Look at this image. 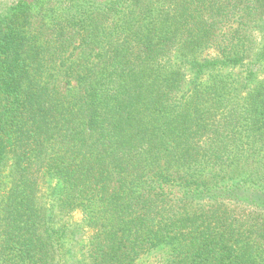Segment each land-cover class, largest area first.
<instances>
[{
    "label": "trees",
    "instance_id": "trees-1",
    "mask_svg": "<svg viewBox=\"0 0 264 264\" xmlns=\"http://www.w3.org/2000/svg\"><path fill=\"white\" fill-rule=\"evenodd\" d=\"M158 249L165 264H264V0L13 6L0 264Z\"/></svg>",
    "mask_w": 264,
    "mask_h": 264
},
{
    "label": "rangeland",
    "instance_id": "rangeland-1",
    "mask_svg": "<svg viewBox=\"0 0 264 264\" xmlns=\"http://www.w3.org/2000/svg\"><path fill=\"white\" fill-rule=\"evenodd\" d=\"M26 1H32V0H0V15L5 14L6 11H8L13 6L24 3ZM81 218H82L81 214L75 215L76 221H80ZM167 258H168L167 249L153 250L149 254L144 256V259H142L140 264H165Z\"/></svg>",
    "mask_w": 264,
    "mask_h": 264
}]
</instances>
